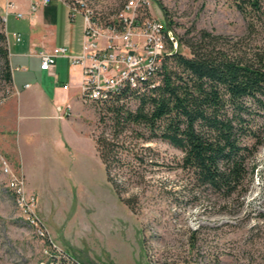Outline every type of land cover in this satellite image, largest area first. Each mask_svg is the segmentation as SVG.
<instances>
[{"label": "rangeland", "instance_id": "obj_1", "mask_svg": "<svg viewBox=\"0 0 264 264\" xmlns=\"http://www.w3.org/2000/svg\"><path fill=\"white\" fill-rule=\"evenodd\" d=\"M62 1L85 5L107 18L126 2ZM259 1L264 14V0ZM149 2L150 15L164 22L181 41L178 51L185 57H191L192 46L205 34L224 38L217 48L233 58L248 62L264 56V28L239 11L236 3L242 0ZM58 3L60 31L68 26L78 28L81 18L73 23L64 3ZM12 24L20 30L26 26L25 21L11 18L8 24L0 22V29L7 35L5 25L12 29ZM5 69L0 57V113L16 96L14 85L5 80ZM126 104L136 110L139 102L132 98ZM248 105L245 128L249 135L243 142L250 148L257 146L248 161L255 174L245 192L230 198L197 187L179 167L184 153L160 140H138L137 133L144 130L136 126L119 137L121 162L111 166L110 174L102 162L103 170L80 177L71 154L65 165L53 162L50 152L43 150L38 163L32 153L26 155L25 175L12 118L1 117L0 264H71L69 255L82 264H264V110L251 102ZM95 107L97 119L90 124L94 139L102 134L112 138L111 114L103 113V123L100 107ZM141 149H148L143 152V163L133 157ZM4 160L14 173L24 175L26 195L36 198L35 213L46 230L45 238L37 236L36 228L16 205L8 188L10 177L3 171Z\"/></svg>", "mask_w": 264, "mask_h": 264}, {"label": "trees", "instance_id": "obj_2", "mask_svg": "<svg viewBox=\"0 0 264 264\" xmlns=\"http://www.w3.org/2000/svg\"><path fill=\"white\" fill-rule=\"evenodd\" d=\"M242 1L236 3L239 11L258 20L264 28L260 1ZM7 38L0 29L4 77L14 84ZM223 39L205 34L192 46L191 57L180 52L168 57L155 80L158 85L146 86L144 90L127 89L99 108L100 121L105 122L104 112L111 114L114 129L112 138L102 134L96 140L108 174L114 163L121 162L118 149L123 143L119 137L127 128L136 126L144 130L137 133L138 140H160L181 150L184 157L179 167L197 187L223 198L246 191V183L255 174L254 169L249 170L248 161L257 146L250 148L243 142L244 136L249 135L245 115L250 114L249 102L264 110V56L248 62L233 58L217 48ZM132 98L139 102L136 110L126 104ZM146 150L134 152V161L143 163Z\"/></svg>", "mask_w": 264, "mask_h": 264}, {"label": "crops", "instance_id": "obj_3", "mask_svg": "<svg viewBox=\"0 0 264 264\" xmlns=\"http://www.w3.org/2000/svg\"><path fill=\"white\" fill-rule=\"evenodd\" d=\"M10 2L14 7L9 9ZM58 2L64 3L73 23L81 18L78 28L68 26L60 31L62 10ZM34 6L36 11L32 10ZM0 17L6 24L11 18L26 22L22 30L15 29L14 24L12 29L5 25L16 96L5 103L0 113V118H12L24 174L28 169L26 155L32 153L38 163L43 150L50 152L53 162L57 160L65 165L69 164L71 154L74 169L80 177H90L94 169L103 170L90 126L97 119L95 106L81 100L82 69L71 66L67 58H58L54 74H49L41 70L38 57L40 52L55 48H65L73 56L82 54L83 14L72 16L68 4L62 0H50L46 4L44 0H0ZM15 34L21 35L20 42ZM67 106L72 109L71 115L58 119L57 108Z\"/></svg>", "mask_w": 264, "mask_h": 264}, {"label": "built area", "instance_id": "obj_4", "mask_svg": "<svg viewBox=\"0 0 264 264\" xmlns=\"http://www.w3.org/2000/svg\"><path fill=\"white\" fill-rule=\"evenodd\" d=\"M49 1L44 0V3ZM68 6L72 16H84L82 54L73 56L65 48H55L40 52L38 57L41 70L49 74H54L58 58H67L71 66L80 67L81 100L86 105L101 107L127 89L144 90L146 86L158 85L155 80L172 55L175 42H178L179 52V41L174 34L170 36L167 25L150 15L149 0H126L124 7L111 18L82 4ZM13 7L10 2L8 8ZM32 10L37 8L34 6ZM18 17L22 15L18 14ZM15 38L21 41V35L15 34ZM71 112L70 106L58 107L57 118L65 119ZM3 171L10 177L8 188L13 192L19 210L36 228L37 236L45 238L46 230L39 224L35 213L36 198L26 195L24 175L14 173L5 160ZM71 264L82 263L72 259Z\"/></svg>", "mask_w": 264, "mask_h": 264}, {"label": "water", "instance_id": "obj_5", "mask_svg": "<svg viewBox=\"0 0 264 264\" xmlns=\"http://www.w3.org/2000/svg\"><path fill=\"white\" fill-rule=\"evenodd\" d=\"M170 36L173 37V33L170 32ZM177 49H178V42L174 43V51L172 52V55H175L177 53Z\"/></svg>", "mask_w": 264, "mask_h": 264}]
</instances>
